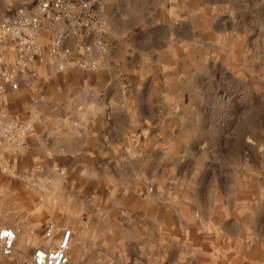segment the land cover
Wrapping results in <instances>:
<instances>
[{
  "label": "rangeland",
  "instance_id": "374dc122",
  "mask_svg": "<svg viewBox=\"0 0 264 264\" xmlns=\"http://www.w3.org/2000/svg\"><path fill=\"white\" fill-rule=\"evenodd\" d=\"M78 1L95 33L0 93V229L53 218L76 264H264V0Z\"/></svg>",
  "mask_w": 264,
  "mask_h": 264
},
{
  "label": "built area",
  "instance_id": "2783aa9c",
  "mask_svg": "<svg viewBox=\"0 0 264 264\" xmlns=\"http://www.w3.org/2000/svg\"><path fill=\"white\" fill-rule=\"evenodd\" d=\"M96 27L92 5L88 1L34 0L29 6L0 16V93H16L23 86L27 87L37 79L38 68L48 60L54 67L63 70L62 60L72 54L66 46L67 41L78 36L88 39L95 33ZM43 29L49 33L45 45L39 37ZM82 44V50L90 53V46ZM98 45L101 46V43ZM7 48L11 54L9 61L5 55ZM81 67L97 70V64L90 61ZM13 130L8 127L6 136L13 134ZM25 136L23 129L21 140ZM41 228L43 244L23 264H76L71 258L75 231L69 227L61 228L53 218H47ZM18 237L17 229L8 226L0 229V253L3 257L16 255Z\"/></svg>",
  "mask_w": 264,
  "mask_h": 264
},
{
  "label": "crops",
  "instance_id": "0c3cea01",
  "mask_svg": "<svg viewBox=\"0 0 264 264\" xmlns=\"http://www.w3.org/2000/svg\"><path fill=\"white\" fill-rule=\"evenodd\" d=\"M53 121L59 122L60 120L62 121H67L68 118H53ZM71 123H75L76 124V120L71 118L70 120ZM113 121V119H110L109 116H95L93 118H88L86 120V122L88 123H92L95 125H101V130L98 131V134L101 135L102 138H107V134L109 132V125L110 123ZM105 126H107L105 128ZM90 156H94V155H100V154H95V153H89ZM15 190V189H14ZM22 203L28 204L27 200H24L22 197V194L19 192H15L12 194H9V213H14L17 211V209L21 206ZM230 206V205H229ZM9 223H11L12 225L13 222L10 221L9 219ZM226 223V222H225ZM7 227V226H5ZM11 227V226H9ZM12 228V227H11ZM14 229L19 230V237H18V241L16 244V253L19 254L20 256H23L26 259H28L32 253L34 252V250L36 248H38L39 246H41L43 244V240L40 239H35L32 240L30 238V236L28 235L30 233V229L28 227H23V228H19V227H13ZM22 233V234H21ZM21 234V236H20ZM31 254V255H29Z\"/></svg>",
  "mask_w": 264,
  "mask_h": 264
}]
</instances>
